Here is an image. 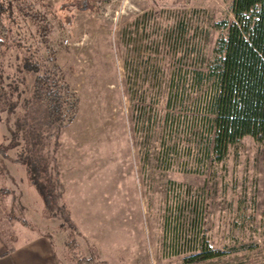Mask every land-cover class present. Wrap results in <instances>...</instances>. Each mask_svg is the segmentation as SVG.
Returning a JSON list of instances; mask_svg holds the SVG:
<instances>
[{"label": "rangeland", "instance_id": "obj_1", "mask_svg": "<svg viewBox=\"0 0 264 264\" xmlns=\"http://www.w3.org/2000/svg\"><path fill=\"white\" fill-rule=\"evenodd\" d=\"M14 4L0 54L1 235L49 234L64 264H264V141L246 136L219 158L205 125L209 84L192 80L226 34L233 0ZM28 58L39 72L23 67ZM52 70L73 102L60 135L51 127L31 147L60 171L58 204L77 232L20 160L23 134L31 140L44 118L28 102L36 77ZM206 251L220 254L190 261Z\"/></svg>", "mask_w": 264, "mask_h": 264}, {"label": "trees", "instance_id": "obj_2", "mask_svg": "<svg viewBox=\"0 0 264 264\" xmlns=\"http://www.w3.org/2000/svg\"><path fill=\"white\" fill-rule=\"evenodd\" d=\"M14 1L0 0V54L11 45L10 29L4 18L14 14ZM232 13L234 18L224 23L227 32L217 41L212 60L205 70H195L192 75L194 82L209 84L204 94L209 113L205 125L219 158H224L230 146L246 136L264 141V0H233ZM23 67L35 72L41 70L40 63L33 58L26 59ZM69 96L70 86L58 70L37 75L28 102L39 105L44 118L40 125L34 122L30 126L31 140L23 134L27 154L21 155L20 160L27 165L46 207L51 211L64 210L66 221L77 232L66 204H58V198L64 195L60 171L51 165V155L39 153L43 146L35 152L31 147L44 142V132H50L51 127H56L55 134L60 135L66 122V105L73 102ZM13 136V141L18 142L20 132L15 131ZM51 166L53 172L49 170ZM217 254L220 252L206 251L190 257V261L206 260Z\"/></svg>", "mask_w": 264, "mask_h": 264}, {"label": "crops", "instance_id": "obj_3", "mask_svg": "<svg viewBox=\"0 0 264 264\" xmlns=\"http://www.w3.org/2000/svg\"><path fill=\"white\" fill-rule=\"evenodd\" d=\"M0 264H64L49 234L9 243L0 233Z\"/></svg>", "mask_w": 264, "mask_h": 264}]
</instances>
